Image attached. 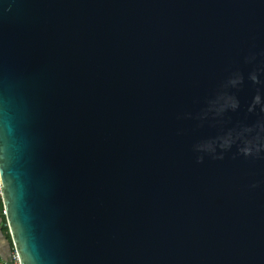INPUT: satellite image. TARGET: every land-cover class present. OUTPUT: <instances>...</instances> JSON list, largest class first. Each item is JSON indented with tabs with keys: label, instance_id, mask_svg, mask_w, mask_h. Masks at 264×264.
I'll return each instance as SVG.
<instances>
[{
	"label": "water",
	"instance_id": "1",
	"mask_svg": "<svg viewBox=\"0 0 264 264\" xmlns=\"http://www.w3.org/2000/svg\"><path fill=\"white\" fill-rule=\"evenodd\" d=\"M0 170L20 264H264V0H0Z\"/></svg>",
	"mask_w": 264,
	"mask_h": 264
},
{
	"label": "crops",
	"instance_id": "2",
	"mask_svg": "<svg viewBox=\"0 0 264 264\" xmlns=\"http://www.w3.org/2000/svg\"><path fill=\"white\" fill-rule=\"evenodd\" d=\"M3 205L0 200V264H11L12 255L14 253V248L12 245V241L8 237L5 232V227H7V223L5 224V220L3 217ZM8 228V227H7Z\"/></svg>",
	"mask_w": 264,
	"mask_h": 264
},
{
	"label": "built area",
	"instance_id": "3",
	"mask_svg": "<svg viewBox=\"0 0 264 264\" xmlns=\"http://www.w3.org/2000/svg\"><path fill=\"white\" fill-rule=\"evenodd\" d=\"M1 196H2V181H1V176H0V198ZM3 214H5L4 211H3ZM11 264H20L18 256L15 251L12 255Z\"/></svg>",
	"mask_w": 264,
	"mask_h": 264
},
{
	"label": "trees",
	"instance_id": "4",
	"mask_svg": "<svg viewBox=\"0 0 264 264\" xmlns=\"http://www.w3.org/2000/svg\"><path fill=\"white\" fill-rule=\"evenodd\" d=\"M0 200H1V198H0ZM2 212H3V209H2ZM3 217H4V219H5V216H4V214H3ZM5 224H6V220H5ZM5 229V232H6V234L8 235V237L10 238V240H11V237H10V234H9V230H8V228L7 227H5L4 228ZM12 243V242H11Z\"/></svg>",
	"mask_w": 264,
	"mask_h": 264
},
{
	"label": "snow or ice",
	"instance_id": "5",
	"mask_svg": "<svg viewBox=\"0 0 264 264\" xmlns=\"http://www.w3.org/2000/svg\"><path fill=\"white\" fill-rule=\"evenodd\" d=\"M0 176H2V170H0Z\"/></svg>",
	"mask_w": 264,
	"mask_h": 264
}]
</instances>
